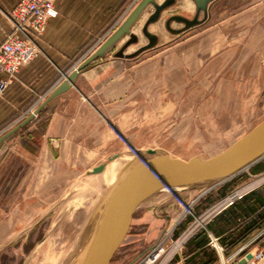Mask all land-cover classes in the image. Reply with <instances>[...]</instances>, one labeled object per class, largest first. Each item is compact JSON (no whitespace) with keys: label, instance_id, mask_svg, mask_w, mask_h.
<instances>
[{"label":"crops","instance_id":"crops-1","mask_svg":"<svg viewBox=\"0 0 264 264\" xmlns=\"http://www.w3.org/2000/svg\"><path fill=\"white\" fill-rule=\"evenodd\" d=\"M19 1L0 0V45L14 31L12 12ZM141 1L53 0L58 17L49 22L38 39V56L20 69L0 97V139L26 121L31 111L45 105L36 118L0 145V250L6 243L19 240L17 231L10 234L9 227L25 224V209H40V193L46 183L49 182L50 188L57 178L72 177L73 162H93L107 155V150L115 142L110 126L127 128L131 132L132 35L135 36L134 44L143 42L142 47L160 48L168 43V32L177 36L184 33L185 27L174 29L170 25L172 19L184 18L182 13L193 10H196L195 18L199 19L203 13L205 19H213L220 12L222 3H225L226 10L229 4L239 0H215L210 3L207 15L204 11L198 14L193 0H156L158 6L166 4V7L155 21L150 22V19L157 10L150 5L129 35L83 69L68 91L51 98L67 76L119 29ZM240 2L241 10H258L264 18V0ZM149 36L155 39L154 44ZM6 77L0 73V79ZM263 161L229 180L191 186L179 191V195L187 202L197 200L195 213L200 217L233 189L264 173L254 174L252 171ZM262 213L264 183L256 186L247 198L213 218L206 229L197 232L206 230L209 239L211 234L219 238L222 245L239 237ZM191 218L184 215L173 195L166 190L158 192L136 210L130 231L111 264H144L146 257L171 232L175 235ZM193 222L194 219L180 236ZM263 236L264 229L244 245L249 248ZM173 239L170 240L173 242ZM185 244L181 251L168 250L155 264H190L192 258L200 260L203 257V251H190ZM166 248H170L167 242ZM206 248L219 258L210 240ZM240 248L229 257L237 254ZM220 263L219 258L217 264Z\"/></svg>","mask_w":264,"mask_h":264},{"label":"rangeland","instance_id":"rangeland-1","mask_svg":"<svg viewBox=\"0 0 264 264\" xmlns=\"http://www.w3.org/2000/svg\"><path fill=\"white\" fill-rule=\"evenodd\" d=\"M224 4L213 19L202 13L189 30L172 19L170 25L185 27L184 33L168 32L163 47L132 41L131 132L110 126L115 142L107 155L73 162L72 177L42 187L40 209H25V224L9 227L19 240L3 246L0 264H75L90 242L108 188L103 172L94 174V168L117 156H134L133 149L147 160L150 149L183 160L208 159L264 120V32H257L264 30V18L258 10H241L240 0L226 10ZM182 14L192 21L196 10ZM263 178L264 173L247 183ZM174 242L168 239L169 251L176 250ZM247 251L264 255V240Z\"/></svg>","mask_w":264,"mask_h":264},{"label":"water","instance_id":"water-1","mask_svg":"<svg viewBox=\"0 0 264 264\" xmlns=\"http://www.w3.org/2000/svg\"><path fill=\"white\" fill-rule=\"evenodd\" d=\"M193 1L197 6L198 14L204 11L207 15L210 3L215 0ZM150 5L155 6L157 10L150 22L155 21L166 7V4L158 6L156 0H142L119 29L70 76H67L66 81L53 92L51 98L68 91L83 69L99 57L106 55L113 46L129 35L133 26ZM175 20L185 23L186 29L199 24L198 17L192 21L182 17H176ZM145 33H147V27ZM149 37L154 44L155 39ZM132 41H135L134 35H132ZM39 110L35 114H38ZM33 119L34 115H31L21 125L4 135L0 139V145ZM147 154L152 158L147 160L138 152L135 159L122 168L117 187L106 201L96 235L79 264H111L130 231L136 210L158 192L167 188L185 189L211 181H226L262 161L264 159V120L227 149L208 159L194 156L189 160H183L167 154L162 155L155 149L148 150ZM138 160H141L140 163L134 166ZM105 168V165H100L93 169V173H102ZM251 259L253 254L248 253L246 258L238 264H246L247 260Z\"/></svg>","mask_w":264,"mask_h":264},{"label":"built area","instance_id":"built-area-1","mask_svg":"<svg viewBox=\"0 0 264 264\" xmlns=\"http://www.w3.org/2000/svg\"><path fill=\"white\" fill-rule=\"evenodd\" d=\"M57 17L58 10L54 5L53 0L19 1L12 12L14 31L7 37L6 41L0 45V73L7 76L5 79H0V97L5 94L7 88L13 82L14 77L20 69L38 56L39 47L37 41L43 36L49 22L55 20ZM35 113L36 111H31V115H34V118L38 116V114ZM121 139L128 143L124 137L121 136ZM133 151L135 154L134 156H137L138 151L134 149ZM254 182L236 187L200 217L196 216L195 213L197 200L187 202L181 198L179 191L176 189H164L174 196L182 208L184 215L194 219L191 227L188 228L182 236L176 238L175 242L173 241L176 245V251H181L187 239L194 235L199 229H206L207 224L213 218L250 194L252 190L258 186H252ZM168 239H171L170 235H168L166 239H164L154 249V251L146 257L143 261L144 264H155L158 262L161 255L165 254L169 250L166 248V242ZM210 245L217 252L221 261L220 264H234V262L238 264L240 260L246 258V256H244L243 258H240L239 261H236L241 254L247 251L248 245H244L239 249L237 254L228 258L225 256L226 252L224 247L221 245L219 238H216L211 234ZM263 261V254L253 255V259L247 260L246 264H260Z\"/></svg>","mask_w":264,"mask_h":264},{"label":"trees","instance_id":"trees-1","mask_svg":"<svg viewBox=\"0 0 264 264\" xmlns=\"http://www.w3.org/2000/svg\"><path fill=\"white\" fill-rule=\"evenodd\" d=\"M252 171L254 172V174H258L264 171V161L256 165L252 169ZM247 196L245 198H247ZM192 221H193V218H191V220L188 221L187 224L181 230L178 229L176 231L175 236L176 237L180 236V233H182V231L185 230ZM263 229H264V213L256 217V219L249 224L246 230L243 233H241L239 237L235 238L234 240H230L228 242L222 243V245L225 248L226 254L230 255L231 253L236 251L238 248H240L242 245L248 242L255 234L262 231ZM209 240L210 239H209L207 231L202 229L199 232H197L185 244V248H188L190 251H199V253L203 251V257H201L200 260H196L195 258H192L189 261L190 264H217L218 263L219 258L215 255L214 252L206 248V246L209 243ZM263 240H264V236L258 239L254 245L255 246L259 245ZM248 253L249 252L247 251L242 256H245ZM174 260H176V258Z\"/></svg>","mask_w":264,"mask_h":264},{"label":"bare ground","instance_id":"bare-ground-1","mask_svg":"<svg viewBox=\"0 0 264 264\" xmlns=\"http://www.w3.org/2000/svg\"><path fill=\"white\" fill-rule=\"evenodd\" d=\"M202 18V17H201ZM203 19V18H202ZM142 152V151H141ZM147 153V151H146ZM117 155V154H116ZM135 159V156H125V157H122V156H117L116 158H113L108 164H106V168L103 172V182L104 184L108 187L104 196H103V199L101 201L102 203V207H101V210H100V215H99V218H98V221H97V224H96V227H95V230L93 232V235L90 239V242L87 244V246L84 248V250H82V252H80V256L78 258V260L75 262V264H79L80 261L82 260V258L85 256L86 252L88 251L95 235H96V231H97V228L99 226V223H100V218H101V215H102V212L104 210V207L106 205V201L110 195V193L112 191H114L117 187V184H118V181L120 179V173H121V170L122 168L124 167V165L132 160ZM123 160H126L127 162H125L124 164L122 163ZM138 163H140V160H138L134 166L138 165ZM133 166V167H134ZM262 181H264V178L263 179H260V180H257L254 182V184L252 186H255V185H258L259 183H261ZM79 188V187H78ZM195 188V187H194ZM177 191H181L183 190L182 188H175ZM76 191V190H75ZM100 201V200H99ZM51 253V252H50ZM49 255V254H48ZM76 260V259H75ZM74 262V261H73Z\"/></svg>","mask_w":264,"mask_h":264}]
</instances>
